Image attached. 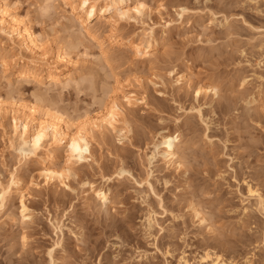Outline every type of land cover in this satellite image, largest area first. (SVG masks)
<instances>
[{
	"label": "rangeland",
	"instance_id": "rangeland-1",
	"mask_svg": "<svg viewBox=\"0 0 264 264\" xmlns=\"http://www.w3.org/2000/svg\"><path fill=\"white\" fill-rule=\"evenodd\" d=\"M137 1L145 11L120 21L114 31L124 40L112 45L103 19L90 21L95 38L85 35L61 0L47 7L45 0H0L40 46L21 50L0 26V180L15 181L0 208V264H48L50 249L55 264H198L204 253L264 264V220L248 194L251 187L264 193V0ZM179 7L187 9L181 17ZM135 43L154 44L150 55L135 52ZM59 47L75 65L56 58ZM49 64L71 78L48 81ZM25 69L38 79L21 80ZM126 94L143 102L126 105ZM112 100L122 107L124 135L93 127L92 156L70 160L62 183L41 174L68 159L50 130L36 153L20 154L30 104L38 109L32 128L50 121L47 108L74 132ZM162 130L179 134L181 165L162 158ZM120 169L127 172L118 176ZM90 184L108 190L105 205ZM21 196L29 218L20 217Z\"/></svg>",
	"mask_w": 264,
	"mask_h": 264
},
{
	"label": "bare ground",
	"instance_id": "bare-ground-1",
	"mask_svg": "<svg viewBox=\"0 0 264 264\" xmlns=\"http://www.w3.org/2000/svg\"><path fill=\"white\" fill-rule=\"evenodd\" d=\"M54 0H45L46 5L45 7L49 6ZM64 4L70 7V10L74 16L79 19V25L81 26V31L83 34L88 35L92 38H95L96 35V26L90 25V21L98 16L100 19H103L105 23L110 26L111 30L109 32V38L112 39V45L119 44L124 40L122 36L115 34L114 29L120 23V21H127L133 20L136 15H141L145 11V5L142 2L137 0H61ZM111 13L109 15H105L106 13ZM187 9L185 7H179L178 15L181 17ZM0 26L1 31L6 35L12 37V34L18 38L19 41V48L24 51H28L29 53H37L40 46L37 43V39L35 35L24 25L21 24L20 19L16 15L8 14L7 8L3 5H0ZM116 35V36H115ZM131 44V42H130ZM133 49L135 52L140 53L143 57H147L150 55L148 52L149 49L152 47L150 43L144 44H132ZM100 50V56L105 57L107 50L102 43L98 44ZM141 49H144L143 51ZM60 53L57 54L56 58L59 61H63L66 66L75 65V62L71 61L69 58L64 55L63 48L59 47ZM109 52V51H108ZM108 54V53H107ZM14 58V56H12ZM22 63L25 65L28 63L36 62V58H22ZM5 64H7L4 61ZM48 73L46 78L50 82H59L63 78H71L70 73L67 71L55 72L52 69L51 64L48 66ZM20 79H26L28 77H32L34 79H38L37 73L34 70H21L19 71ZM202 87L196 90V94L200 93ZM208 89V88H207ZM210 91H213L215 94V89L211 88ZM124 103L126 105L135 104L137 102H143V98L134 97V95H123ZM18 107V105H17ZM19 108V107H18ZM28 114L30 118L21 126L22 130L20 132V154L23 153L24 157L29 154H34L41 147L42 143H44L43 139L46 137V131H51V139L55 146H59L61 143L64 144L67 152H68V159L65 165L60 168L56 169L53 167H47L41 170V174L47 181H54L58 180L61 183L64 181V178H67L69 174H71L70 167L68 163L70 160H74L75 162L80 161H88L92 156V152L90 150V130L93 127L98 129L108 128L113 131H117V133L123 134L128 127L126 125V120L121 115L122 107L120 103L115 100H112L110 106L106 108L103 114L94 117H86L77 127H75V131L69 130L70 123L67 120H63L61 116H56L49 113L47 108L43 111V116L45 119L50 118V121L45 120L44 122H40L39 127L32 128L31 122L32 117L38 112V109L33 105L30 104L28 106ZM2 103L0 102V114H2ZM2 116V115H1ZM15 120V126L17 127ZM120 121L124 122L123 128L120 130H116V126ZM61 124V126H58ZM124 135V134H123ZM46 139V138H45ZM180 140L179 134L170 133L167 130H162L160 134V141L159 145L161 146V156L162 158L168 163H176L177 166L181 165V159L178 154V142ZM180 151V150H179ZM22 155V157H23ZM26 155V156H25ZM153 155H151L152 158ZM124 169H120L117 172V175H121L125 173ZM15 184L14 179L10 180L9 185H3L0 180V208L5 206L4 203L7 199V196L10 194L11 186ZM90 184V188H94L93 185ZM252 188V187H251ZM248 188V194L255 200V207L256 210L261 214L262 219L264 220V193L256 189ZM93 195L101 202V205H105L108 201V194L105 188L98 187L91 189ZM27 206L24 203L22 196L20 199V217L22 219L29 218V212L27 211ZM153 212L147 214L144 218L146 219L145 229L147 230L148 234L150 233V229L154 224L155 217L153 216ZM52 249L48 250L49 255V262L48 264H55L56 259L51 256ZM141 256V255H140ZM143 256V255H142ZM144 256H146L144 254ZM143 256V257H144ZM212 256V255H211ZM208 253H204L199 256L198 264H229L224 260L217 258H211ZM182 264H188V261L183 259Z\"/></svg>",
	"mask_w": 264,
	"mask_h": 264
}]
</instances>
